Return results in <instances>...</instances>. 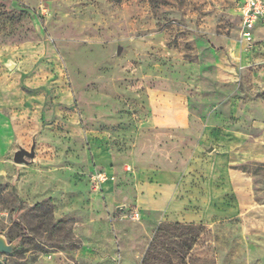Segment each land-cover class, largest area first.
I'll use <instances>...</instances> for the list:
<instances>
[{"label": "rangeland", "instance_id": "obj_1", "mask_svg": "<svg viewBox=\"0 0 264 264\" xmlns=\"http://www.w3.org/2000/svg\"><path fill=\"white\" fill-rule=\"evenodd\" d=\"M242 2L0 0L3 264H264V28L241 37Z\"/></svg>", "mask_w": 264, "mask_h": 264}, {"label": "built area", "instance_id": "obj_2", "mask_svg": "<svg viewBox=\"0 0 264 264\" xmlns=\"http://www.w3.org/2000/svg\"><path fill=\"white\" fill-rule=\"evenodd\" d=\"M239 18L241 37L245 41H250L256 23H260L264 27V0H243L239 7ZM96 180L98 185H101L106 179L103 174L99 173ZM130 218L134 221L138 220L139 213L132 211Z\"/></svg>", "mask_w": 264, "mask_h": 264}, {"label": "crops", "instance_id": "obj_3", "mask_svg": "<svg viewBox=\"0 0 264 264\" xmlns=\"http://www.w3.org/2000/svg\"><path fill=\"white\" fill-rule=\"evenodd\" d=\"M258 27L264 28L260 23H256V25L254 26V29ZM221 162H222V159H219L218 157V168ZM166 196H167V192H164V190L162 189H158L157 197H154L152 194V190H150L149 188H145L144 195H142L138 199L137 204L142 209L150 208L154 210V213H159L164 208ZM179 206L181 205L170 203L166 211L171 216H175L176 214H178L177 210Z\"/></svg>", "mask_w": 264, "mask_h": 264}, {"label": "water", "instance_id": "obj_4", "mask_svg": "<svg viewBox=\"0 0 264 264\" xmlns=\"http://www.w3.org/2000/svg\"><path fill=\"white\" fill-rule=\"evenodd\" d=\"M24 157H32L31 153H27L26 151L19 150L13 156V162L22 163L24 161ZM15 250V246L12 244H8L6 240L0 236V254L8 255L11 254ZM0 264L3 262L0 260Z\"/></svg>", "mask_w": 264, "mask_h": 264}]
</instances>
